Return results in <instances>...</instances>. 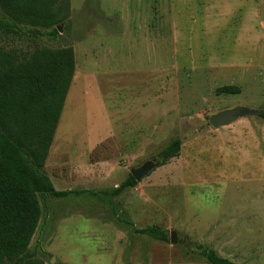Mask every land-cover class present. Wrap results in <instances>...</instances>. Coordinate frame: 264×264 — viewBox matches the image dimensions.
<instances>
[{"label":"rangeland","instance_id":"obj_1","mask_svg":"<svg viewBox=\"0 0 264 264\" xmlns=\"http://www.w3.org/2000/svg\"><path fill=\"white\" fill-rule=\"evenodd\" d=\"M50 30L0 33L21 54L71 46L76 61L38 195L28 252L45 264H209L198 247L264 264V0H69ZM236 86L238 95L217 94ZM253 112L213 129L209 118ZM181 139L178 157L120 196L130 170ZM176 232L180 244L140 233Z\"/></svg>","mask_w":264,"mask_h":264},{"label":"trees","instance_id":"obj_2","mask_svg":"<svg viewBox=\"0 0 264 264\" xmlns=\"http://www.w3.org/2000/svg\"><path fill=\"white\" fill-rule=\"evenodd\" d=\"M69 0H0V33L16 35L21 28L50 30L69 17ZM71 46L37 48L28 53L0 46V264H45L28 252L38 226L41 209L38 195L64 198L44 173L49 150L75 74ZM217 94L238 95L236 86L217 88ZM264 120V111L256 113ZM181 139L173 140L160 154V164L178 157ZM136 181L126 179L105 195L117 197ZM140 233L156 241H169L168 233L156 227ZM209 264H237L213 250L198 247Z\"/></svg>","mask_w":264,"mask_h":264},{"label":"water","instance_id":"obj_3","mask_svg":"<svg viewBox=\"0 0 264 264\" xmlns=\"http://www.w3.org/2000/svg\"><path fill=\"white\" fill-rule=\"evenodd\" d=\"M57 30L60 31V27H57ZM252 114L253 112L247 108L237 107L231 110L222 111L211 116L208 122L213 129H220L231 125L233 122L237 121L240 118L251 116ZM159 165L160 163L157 161H146L141 166L131 169L130 175L136 182H139L142 178L148 176ZM169 242L172 245L180 244V241L176 237V232H170Z\"/></svg>","mask_w":264,"mask_h":264},{"label":"crops","instance_id":"obj_4","mask_svg":"<svg viewBox=\"0 0 264 264\" xmlns=\"http://www.w3.org/2000/svg\"><path fill=\"white\" fill-rule=\"evenodd\" d=\"M70 2H71V0H70ZM52 146V145H51ZM51 148V147H50ZM49 177V176H48ZM54 186V185H53Z\"/></svg>","mask_w":264,"mask_h":264}]
</instances>
